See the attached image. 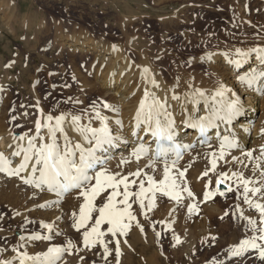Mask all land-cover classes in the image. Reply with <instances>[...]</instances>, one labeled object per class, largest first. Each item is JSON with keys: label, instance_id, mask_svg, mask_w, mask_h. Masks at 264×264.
Here are the masks:
<instances>
[{"label": "rangeland", "instance_id": "1", "mask_svg": "<svg viewBox=\"0 0 264 264\" xmlns=\"http://www.w3.org/2000/svg\"><path fill=\"white\" fill-rule=\"evenodd\" d=\"M259 1L4 0L6 3L0 11V89L2 88L0 98L10 102L8 112L11 121L9 119V122L20 131L22 126L26 124L24 117H27L25 119H28L29 124L31 122V126L26 124L27 126L24 127L27 129L25 130L23 127L25 130L23 132L31 135L35 131L37 121L39 122V113H41L39 107L40 109L45 107V110L48 109L47 112L50 110L52 113L83 108V103H77L84 99L83 91L79 87L80 78L78 74L85 76L86 80L92 81L90 68L94 56L90 51L73 53L71 49L59 43L60 38H69L74 35L93 43L101 42L111 44V46H129L133 44L140 46L144 44V46L142 45L144 48L149 45L148 48L153 49V57L156 55V58L158 57L156 60L166 67L172 63V59L166 58L167 62L161 60L163 58L161 55H163L165 49L163 51L159 50L164 45L166 48L173 47L177 55L179 54V59L186 65L187 47L191 45L186 39L193 42V44L197 43L196 48H194L196 51L194 55L197 57L201 54V48H207L209 44L220 43L222 45L224 42H228L226 40H231L236 35L239 38H243L245 34L250 37L252 31L249 32V29L253 30L256 24L261 23V17L264 14V12H260L262 1ZM165 19H169L173 23L170 26H164ZM176 20H178V23ZM137 34L138 37H136ZM231 34H233V37ZM202 36H205L206 42L200 40L198 43L197 40ZM130 39L131 42H129ZM241 41L244 40L241 39ZM203 43L204 46H202ZM131 56H133V59L136 58L134 53H131ZM74 74L77 76L76 78ZM92 100H89V107L86 108L91 111H93L94 103L96 106L99 104L96 103L98 97L95 96ZM100 106L102 108L101 103ZM100 106L98 105L97 109H100ZM215 152L216 150L213 149L210 153ZM210 153L209 158H204L206 162L203 164L202 170L200 169L201 172H198L200 175L212 168L213 158H210ZM219 160L216 162L215 171H211L215 179H218L219 175L229 168L225 165L220 166L222 163H226L225 158ZM188 163L190 164V162H187V164L179 166L176 172L182 171V168L187 169L185 175L188 176L190 187L195 193L198 192L201 206L203 207L204 204V207H208L189 212L192 202L187 198L184 201L187 192L181 193L182 198L179 202L170 196L158 193L151 210L147 207L148 199H145L144 208L140 207L139 201L135 197L130 198L129 201L132 204V213L143 227L142 233L150 238L152 237V247L158 253L157 260L159 264H264V260L260 259L256 250L244 252L238 257H233L230 252V249L237 246L240 241L258 235V233L251 230L246 218L256 221L259 225L260 215L254 207L244 201L243 189L241 187L237 188L238 186H231L233 190L229 193L217 197L210 203L207 201L206 203L209 205L212 204L209 208V205L203 202L204 182L198 180L200 175L196 178L188 173L189 170L191 171ZM136 164L128 167V165L126 166L123 162H120L116 166L106 164L105 167L109 170V174H119L117 179L126 176L129 181H136L135 184H130L129 190L132 192L138 191L141 181L144 182L147 188L145 178H148V176H152L157 181L163 178L159 175V168L157 170L153 168L155 170L153 171L151 166L150 168L146 166L139 167L140 164ZM241 166L244 167V165H239V168L233 169L235 168L233 167L229 170L242 172ZM134 167H136V171L137 169L140 172L142 171L139 177L131 175L136 172ZM248 169L246 170L248 171ZM3 175L7 178L11 177L5 173ZM243 175L252 181H259L251 174L244 173ZM12 177L10 178L12 181L9 180L10 183H14L15 186L18 182V186L21 184L19 187L16 186L17 189L28 190L27 185L21 179L19 180L17 176ZM192 178L194 184H192ZM178 180L177 183L181 184V181ZM195 181L196 183L198 181V185L195 184ZM199 183H201L200 186ZM262 184H255L254 186L260 187ZM22 185H24L23 188ZM223 185L221 184L223 188L229 186L226 183H223ZM1 188L0 192L3 193V188ZM119 190L123 191V185H120ZM75 192H72V197L76 198L74 199L76 203L80 202L82 205L83 197ZM111 192V188L101 191L94 201L96 206H102V203L106 202V197ZM147 195L151 196L150 193ZM249 197L254 202L264 203V199L261 198L260 194L250 193ZM5 198L8 200L5 203L0 200V233L3 232V236H0V248L15 247L14 245L17 244L16 239L21 237L23 231L34 232L36 229L35 223L26 218L13 224L14 216L16 215L17 218L22 211H20L18 205L14 206L15 203H18L15 194L9 192ZM122 198V196H118L117 201ZM64 203L65 201L61 202L60 205ZM12 211H14V214H12ZM241 212H243L245 218H241ZM75 213L79 216L78 212ZM224 213L228 214L223 216ZM95 215L96 213H93L94 217ZM71 219L73 220H70V224H74L73 215H71ZM133 223L135 224L132 226L136 227V222L133 221ZM90 226L91 222H89L88 227ZM86 230L87 228H81L74 240L79 242ZM177 237L180 243H177ZM257 242L264 244L262 241ZM73 245H76V243ZM20 246L21 243H18L17 248L13 249L18 251L16 249H19ZM70 249L73 250L74 248ZM95 252L96 259L85 257V262H90V264H117L119 257V260L125 258L121 254L118 258L113 259L114 252L106 262L103 260L104 251L96 248ZM132 264H143V261L137 262V259H134Z\"/></svg>", "mask_w": 264, "mask_h": 264}, {"label": "bare ground", "instance_id": "2", "mask_svg": "<svg viewBox=\"0 0 264 264\" xmlns=\"http://www.w3.org/2000/svg\"><path fill=\"white\" fill-rule=\"evenodd\" d=\"M260 1H262L260 11L262 13L264 12V0ZM5 3L6 2H4V0H0V11L3 9ZM178 20H176V22ZM164 21V26H170L171 23H173L170 22L169 19H165ZM179 21L182 20L180 19ZM260 22L261 23H258L253 27V30L249 29V32L252 31L250 37L245 34L243 38H239L237 35L233 37V34H231L233 38L231 40H226L228 42H224L222 45H220V43L214 45L209 44V47L204 49L201 48V54L197 57L194 55L196 54L194 48H196L195 46L197 43L193 44V42L186 39V41L191 44L189 46L187 45V66L183 64L181 59H179V54L177 55V52H175L173 47L166 48L164 45H162V48L160 47L159 50L163 51V49H165L163 55H161L163 56L161 60H165L167 62V59H172V63L170 65L168 64L169 66L167 65L166 67L156 60L158 58H156V55L153 57V49L148 48L150 47L149 45L144 48V44H142L143 46H136V44L129 46H111V44L108 45L107 43H93L91 41H87L85 38H79L80 36L77 37L74 35H71L69 38H60L59 43L66 46L68 49H71L73 53H82L84 51L92 52L91 54L94 56L92 67L90 68L92 81L86 80L85 76L83 77L81 74H78L80 78H78L80 81L79 87L80 90L83 91L84 99H81L82 101L77 103H83V108H79L74 111L62 110L52 113L50 110L47 112L48 109L45 110V107L40 109L38 106L39 111L41 110L38 120L41 124H44L48 115L56 117L60 114H67L69 115V118L73 115L81 116L82 123L88 124L91 121L93 127H99L100 121L95 119V112L86 109L89 107V100L93 101L92 99L96 96L98 97V102L96 103H99V106L100 103L102 104V102H106L117 109L109 110L103 107L101 108V106L100 109H98L102 116H106L108 118V126L112 130L113 135L120 137L114 145L105 146L107 151L98 153L101 156H107L109 158L107 165L116 166L123 160H127L129 162L123 164L126 166L128 165V167H132L136 163L140 164L138 165L139 167H149L150 163L154 162L151 167L152 170L153 168L155 170L159 168L161 173H159V175L163 177L165 158L158 159L155 156L157 146L156 138L153 137L150 132L145 130L147 127L146 125L141 126L138 130V135L133 134L134 132H137L136 114L139 110L141 101L144 99L145 91L147 90L149 93L158 97L162 102H166L168 113H170L175 119L177 135L174 142L182 146L181 151L185 154L184 162H181V165L190 162V164L188 163L189 166H187L191 169V171L189 170L188 173H191L194 177L200 175L198 172L206 162L204 158H209V153L211 150L213 151V149L214 151L216 150V155L213 157L210 153V158H215L216 162L220 161L221 144L224 137H229V139H235L237 145L231 149L224 150L222 158H225L226 163H222L223 165L221 164L220 166L222 167L225 165L230 169L233 167H235L233 169H237L239 168V165H244V167L241 166L243 174H251L264 184V176H262V173H264V156L261 155V153L264 152V95H261L259 91V89H264V76H258L257 82L253 86H249L247 83L240 80V76H246L250 72H264V62L261 61L260 55L253 51L257 48H264V14L261 17ZM136 37H138V34ZM241 39L244 41H241ZM200 40L206 42L205 36L200 37L197 42L199 43ZM129 42H131V39ZM202 46H204V43ZM240 52L247 53V58L245 59L239 55ZM131 53L136 55L135 59H133ZM235 61H241V64L238 66ZM144 68H148L150 70L147 76L143 72ZM74 73L77 74L76 72ZM148 76L154 77L156 84L159 86L154 87L153 84L149 82ZM76 77L77 76L75 75V78ZM221 85H224L229 90L225 94V99L230 100L237 96L241 99L243 103V115L230 123L217 120L216 124L218 127L209 128L204 134L206 135V139H203L199 129L189 127L186 120L189 116L199 118L209 115L210 108L217 106L216 100H212L211 97L215 95L216 90ZM201 92L204 94L203 96L199 95ZM173 96L179 97V99H174ZM36 98L39 99L38 96H36ZM219 99L220 98L217 97V100ZM38 101L40 102V100ZM9 103L10 102L5 101L4 98H0V152L11 158L13 160L12 166L16 167L20 163L22 157H13L12 153L16 150V145L18 143L26 144V140L19 141L14 139V137L22 136L24 133L27 137H34L37 134V128H34L35 131H33L31 135L27 132H23L27 129L24 127L26 124L31 126V122L29 124L28 119H25L27 117H24V122L26 124L23 122L25 125L23 124L24 126H22V129L18 131L9 122ZM11 126L13 129L9 130ZM66 131L68 132L70 139L80 141L81 137L78 133L74 132L71 128H67ZM41 134L46 136V129L42 128ZM140 142H144L146 145L150 146V154L148 158H144L142 156L139 160H137L135 157L131 156V153ZM162 143H164L166 147L169 145V142L167 141H162ZM189 144L193 145V147L190 149L183 148L184 145ZM248 152H252L253 155L251 157L247 156L246 153ZM173 156L174 153L172 152L168 154L167 159L169 164H171ZM181 165L180 163L176 164L175 169L172 171V175L178 177V172L180 171H176ZM138 166L136 167L138 168ZM136 167H134V171H136ZM218 167L219 166L217 164V168ZM124 168L126 169V167ZM247 168H249L248 171L246 170ZM121 169L123 170V168ZM183 169L184 168H182V171ZM1 173L2 172H0V187L3 188V193L0 192L1 202L5 203L8 201L5 197L9 192H11L17 197L18 203H15L14 206L16 207V205H18L20 211H22V213L19 212L21 215H18L19 217L17 216V218L16 215H12L15 217L12 223H19L22 219L26 218L35 223L36 229L34 232L23 231L21 237L17 236V244L21 243L20 248L16 249L18 251L13 249L15 247L17 248V244L14 245L15 247L0 248V261H12L13 264H19L18 258L22 252H27L29 255H36L47 251V248L52 245L67 247L68 241H71L72 244L76 243V245L73 250L70 248L68 249V251L62 256L59 264H90V262H85V259L87 257L89 259L95 258L96 248L103 251V245L99 243L95 246L85 248L83 245V237L81 239L78 238L80 239L79 242L74 240L81 229L78 231L74 227V224H70V220H73L71 219L73 212L79 213L78 207H80L81 204L80 202L76 203V200H74L76 198L72 197L73 193L67 195V197H60V203L65 201L63 205H60V203H54V201L58 199L54 193L46 190L41 191L40 189L27 184L28 190L17 189L16 186L19 184L18 180V184L15 186L14 183H10V181H12L10 180L12 176L10 178L8 177V179L7 176ZM2 175L3 177L5 176V178H3ZM21 175L24 176L27 175V173H21ZM189 177L191 176L189 175ZM193 178L192 184H194ZM18 179L20 180L21 178L18 177ZM178 179L180 178L178 177ZM197 183L195 181V184ZM200 184L201 183H199V186ZM23 186L24 185H22V188ZM71 201L72 203H70ZM68 203L71 205H68ZM208 203H210V201ZM208 203L205 202V204L209 205ZM41 205L47 206L41 207ZM211 205H209V208ZM13 212L14 211H12V214H14ZM44 224L53 225L52 232L45 229L43 227ZM134 224L135 223L132 225ZM105 226L107 227V225L102 226V231L106 229ZM2 233H0V236H3ZM36 235H51L52 239L50 241L34 239L33 237ZM117 239L120 240L121 253L124 255L122 256L125 257L124 260L120 259L123 261H120V257H117V264H119V262H121V264H132L134 259H137V262L143 261V264H159V261L157 260L158 253H156L152 247V237L150 238L149 236L144 235L137 226H132L126 237L117 236L112 238V242L110 243H108L109 236L104 237V240L108 243V247L112 253L115 252L113 244H115V240ZM78 250L80 251L79 253L77 252ZM109 256L110 255L105 257L104 254L103 260L107 262Z\"/></svg>", "mask_w": 264, "mask_h": 264}, {"label": "snow or ice", "instance_id": "3", "mask_svg": "<svg viewBox=\"0 0 264 264\" xmlns=\"http://www.w3.org/2000/svg\"><path fill=\"white\" fill-rule=\"evenodd\" d=\"M253 51L260 55V59L264 62V48H257ZM239 55L247 58V53L240 52ZM239 66L241 61H235ZM144 74L147 76L150 72L148 68L143 69ZM258 76H264V72L257 73L250 72L246 76H240L242 82L247 83L249 86L256 84ZM149 82L154 87H158L154 77L148 76ZM229 90L221 85L211 97L216 100V107L210 108L209 115L203 117L189 116L186 123L191 128H198L201 136H203L209 128L218 127L217 120L232 122L241 115H243V103L237 96L233 99H225V94ZM261 95H264V89H259ZM199 95L203 96L201 92ZM217 97L220 99L217 100ZM174 99L179 97L173 96ZM102 107L109 110H117L114 106L106 102H102ZM93 111L95 112V119L100 121L99 127H93L91 121L88 124L82 123L81 116H70L67 114H60L53 117L48 115L45 123L37 122V134L34 137H27L26 134L14 139L25 141L26 144H17L16 150L12 153L13 157H22L18 166L13 167V160L0 152V172L8 176L20 177L27 185L40 189L41 191H48L54 193L58 198L54 203H60L59 198L71 194L76 191L79 196L83 197V204L79 208V216L73 213L75 220L74 227L79 231L81 228H87L83 233V245L85 248L95 246L97 243L103 245L105 257L112 255L109 250L108 243L112 242V238L117 236H127L129 230L132 228L133 221L136 226L143 231V227L137 220L136 216L132 213V204L129 202L130 198L135 197L139 201L141 208L145 207V199H148L147 207L151 210L153 203L156 199L157 193H163L165 196H170L176 201H180L182 192H187L188 197H194L193 192L182 187L177 183L178 177H184L185 171H180L177 176L172 175L173 169L180 158H182L181 145L176 144L175 137L177 135L175 128V119L167 111L166 102H162L154 94L145 91L144 99L140 103L139 110L136 114V129L134 135H138V130L142 125H146V131L150 132L156 138L155 156L164 159L163 178L159 181L155 180L152 176H148V187L146 188L144 182L139 183V189L136 192L130 191V184H135L136 181H129L128 177L117 179L119 174H109L105 165L107 164L108 157L101 156L98 153L107 151L106 145H114L119 139V136H114L112 130L108 126V118L102 116L101 112L97 109L96 104H93ZM122 123V122H121ZM46 129L47 135L41 134V129ZM67 128H71L74 132L78 133L81 137L80 141H74L69 138ZM162 141L169 142L166 147ZM237 142L235 139L224 137L221 144L220 157L224 155L225 147H235ZM193 145H184V149H190ZM175 153L176 159L168 163V154ZM150 154V146L144 142H140L131 153V156L139 160L142 156ZM215 157V153L212 154ZM251 157L252 152L246 153ZM264 156V152L261 153ZM123 163L129 161L123 160ZM216 159L212 160V168L210 171H215ZM21 173H27L22 176ZM136 177L141 175L137 170L132 173ZM204 176L208 175V171L203 173ZM233 175H236L235 173ZM264 176V173H262ZM238 180L243 186V198L246 203L254 207L260 215L259 225L256 221L248 219V225L253 232L258 235H253L251 238H246L239 242L237 246L230 249L233 257L241 256L242 253L256 250L260 259L264 260V244L257 241H264V203L254 202L250 199L249 194H260L264 199V184L260 187L254 186L261 184V181H252L243 177L241 173ZM228 179L227 173H221L216 180L215 191H205L203 193V202H207L213 198L218 192L224 195L220 190V185ZM212 181L209 180L208 184L211 185ZM120 185H123V191L119 190ZM250 185H253L250 187ZM111 188L112 192L106 197V202L102 206L97 207L94 203L97 195L101 191ZM231 186L227 191H232ZM151 194L149 197L147 194ZM123 198L117 201V197ZM47 205H41L46 207ZM196 204H192L189 212L195 211ZM93 213H96L95 217ZM19 214V213H18ZM227 215V213H225ZM146 216V213H145ZM241 218H245L243 212L240 213ZM89 222L91 226L88 227ZM107 225L104 231L101 230L102 226ZM43 227L49 232H52L53 225L44 224ZM110 234V235H109ZM159 235V233H157ZM109 236L108 243L105 242L104 237ZM38 240H51V235H36L33 237ZM177 243H180L177 237ZM126 243V241H125ZM75 245L68 241L67 247L52 245L47 248V251L38 253L36 255H29L27 252H22L19 256V264H59L62 256L73 248ZM115 255L113 259L119 257L121 253L120 240H115L114 244ZM0 264H13L12 261H0Z\"/></svg>", "mask_w": 264, "mask_h": 264}]
</instances>
